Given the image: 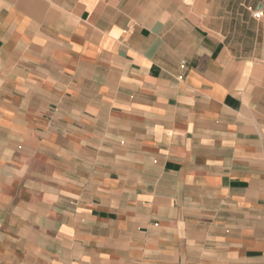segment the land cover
Instances as JSON below:
<instances>
[{
  "label": "crops",
  "instance_id": "obj_1",
  "mask_svg": "<svg viewBox=\"0 0 264 264\" xmlns=\"http://www.w3.org/2000/svg\"><path fill=\"white\" fill-rule=\"evenodd\" d=\"M0 264H264V0H0Z\"/></svg>",
  "mask_w": 264,
  "mask_h": 264
},
{
  "label": "built area",
  "instance_id": "obj_2",
  "mask_svg": "<svg viewBox=\"0 0 264 264\" xmlns=\"http://www.w3.org/2000/svg\"><path fill=\"white\" fill-rule=\"evenodd\" d=\"M255 16H256V14H255Z\"/></svg>",
  "mask_w": 264,
  "mask_h": 264
}]
</instances>
